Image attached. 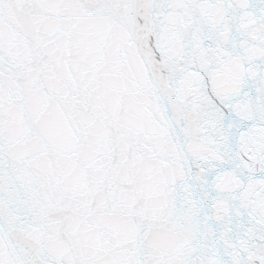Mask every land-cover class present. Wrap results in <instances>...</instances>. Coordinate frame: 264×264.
<instances>
[{
	"label": "snow or ice",
	"instance_id": "1",
	"mask_svg": "<svg viewBox=\"0 0 264 264\" xmlns=\"http://www.w3.org/2000/svg\"><path fill=\"white\" fill-rule=\"evenodd\" d=\"M0 264H264V0H0Z\"/></svg>",
	"mask_w": 264,
	"mask_h": 264
}]
</instances>
